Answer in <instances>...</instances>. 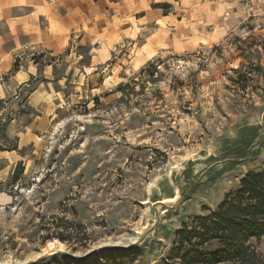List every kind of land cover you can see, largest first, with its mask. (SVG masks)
I'll use <instances>...</instances> for the list:
<instances>
[{
	"label": "rangeland",
	"instance_id": "1",
	"mask_svg": "<svg viewBox=\"0 0 264 264\" xmlns=\"http://www.w3.org/2000/svg\"><path fill=\"white\" fill-rule=\"evenodd\" d=\"M254 19L227 43L139 70L124 62L77 94L42 73L57 63L61 74L62 56L24 50L38 70L28 87L12 97L11 74L0 76V125L17 144L0 152V264H165L183 223L264 171V34ZM33 91L47 103L30 107ZM256 249L264 254V238Z\"/></svg>",
	"mask_w": 264,
	"mask_h": 264
},
{
	"label": "crops",
	"instance_id": "2",
	"mask_svg": "<svg viewBox=\"0 0 264 264\" xmlns=\"http://www.w3.org/2000/svg\"><path fill=\"white\" fill-rule=\"evenodd\" d=\"M158 2L0 0V76L11 74L14 92L10 96L22 92L37 75L35 60L21 58L24 50L37 48L49 56H62L61 74L57 63L44 66L42 73L58 84L67 81L77 94L85 85L110 82L114 73L133 63L134 70H139L158 55L179 56L227 43L237 36L236 24L250 16L258 24V34H264V16L260 15L264 0H251L247 10L227 0H163L171 4L165 13L151 7ZM242 31L239 28L240 35ZM17 56L20 64L12 71ZM60 92L53 90L51 99L64 97ZM4 96L0 94V100ZM32 103L44 105L46 96L33 91L27 97V104L34 107Z\"/></svg>",
	"mask_w": 264,
	"mask_h": 264
},
{
	"label": "trees",
	"instance_id": "3",
	"mask_svg": "<svg viewBox=\"0 0 264 264\" xmlns=\"http://www.w3.org/2000/svg\"><path fill=\"white\" fill-rule=\"evenodd\" d=\"M17 62L15 59L12 71L17 69ZM5 127L0 125V152L14 151L17 144L8 137ZM17 168L23 171L20 162ZM16 180L14 177L13 181ZM203 211L206 214L181 225L165 264H264V254L256 249V243L264 238V171L247 172L238 188L225 194L215 209L203 208ZM69 238L59 237L62 241ZM80 264L92 263L81 259Z\"/></svg>",
	"mask_w": 264,
	"mask_h": 264
},
{
	"label": "built area",
	"instance_id": "4",
	"mask_svg": "<svg viewBox=\"0 0 264 264\" xmlns=\"http://www.w3.org/2000/svg\"><path fill=\"white\" fill-rule=\"evenodd\" d=\"M229 2H234L242 5L243 7H248L250 5L251 0H227ZM168 61H166L167 63ZM165 64V58H160V61H157L155 64L156 72H163V66Z\"/></svg>",
	"mask_w": 264,
	"mask_h": 264
}]
</instances>
